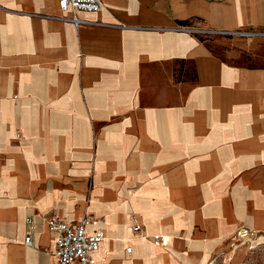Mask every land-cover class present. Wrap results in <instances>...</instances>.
Instances as JSON below:
<instances>
[{
  "label": "crops",
  "instance_id": "0c3cea01",
  "mask_svg": "<svg viewBox=\"0 0 264 264\" xmlns=\"http://www.w3.org/2000/svg\"><path fill=\"white\" fill-rule=\"evenodd\" d=\"M102 2L0 0V264H57L53 214L100 221L97 264L215 263L264 233V68L187 30L264 31V0Z\"/></svg>",
  "mask_w": 264,
  "mask_h": 264
},
{
  "label": "built area",
  "instance_id": "2783aa9c",
  "mask_svg": "<svg viewBox=\"0 0 264 264\" xmlns=\"http://www.w3.org/2000/svg\"><path fill=\"white\" fill-rule=\"evenodd\" d=\"M59 8L63 13L61 19L64 22L72 23L77 27L91 25L77 17L78 12H98L103 8L102 0H59ZM190 33L202 36L225 35L239 38L264 37V32L235 31L231 33H220L205 29L203 27L188 29ZM133 233L142 238H149L143 226L135 216H132ZM47 226L54 235V250L52 252L57 264H97L96 255L105 240V232L100 227V221L93 217H83L76 223H69L56 214L48 218ZM28 233L25 238V245L32 247V234L34 226L32 221L28 223ZM155 244L162 242V237H152ZM132 253V248L127 249Z\"/></svg>",
  "mask_w": 264,
  "mask_h": 264
},
{
  "label": "rangeland",
  "instance_id": "374dc122",
  "mask_svg": "<svg viewBox=\"0 0 264 264\" xmlns=\"http://www.w3.org/2000/svg\"><path fill=\"white\" fill-rule=\"evenodd\" d=\"M242 40L252 46L258 43L259 48L255 54H245L238 62L264 68V37ZM244 231L251 236L240 235ZM215 256L217 260L212 264H264V233L243 229L225 241Z\"/></svg>",
  "mask_w": 264,
  "mask_h": 264
},
{
  "label": "trees",
  "instance_id": "16d2710c",
  "mask_svg": "<svg viewBox=\"0 0 264 264\" xmlns=\"http://www.w3.org/2000/svg\"><path fill=\"white\" fill-rule=\"evenodd\" d=\"M245 31H249V32H251L250 30H245ZM259 32H264V31H259ZM211 37H212V36H210V35H209V36H206L207 39H210Z\"/></svg>",
  "mask_w": 264,
  "mask_h": 264
},
{
  "label": "bare ground",
  "instance_id": "6f19581e",
  "mask_svg": "<svg viewBox=\"0 0 264 264\" xmlns=\"http://www.w3.org/2000/svg\"><path fill=\"white\" fill-rule=\"evenodd\" d=\"M241 235V234H240Z\"/></svg>",
  "mask_w": 264,
  "mask_h": 264
}]
</instances>
